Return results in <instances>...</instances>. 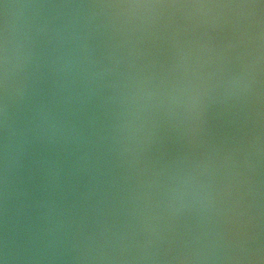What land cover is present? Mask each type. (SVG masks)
<instances>
[{"label":"clouds","instance_id":"obj_1","mask_svg":"<svg viewBox=\"0 0 264 264\" xmlns=\"http://www.w3.org/2000/svg\"><path fill=\"white\" fill-rule=\"evenodd\" d=\"M0 4V264H264V0Z\"/></svg>","mask_w":264,"mask_h":264},{"label":"water","instance_id":"obj_2","mask_svg":"<svg viewBox=\"0 0 264 264\" xmlns=\"http://www.w3.org/2000/svg\"><path fill=\"white\" fill-rule=\"evenodd\" d=\"M31 0H4V3H8L11 5H20L29 3ZM33 10L19 7H12L7 9V18L9 22L17 27L21 26L25 19L32 14ZM5 19V9L3 8V4H0V24L3 23ZM163 55V54H162ZM221 117L216 113L215 110H211L208 114V125L209 128L213 131L216 130L218 125L220 124ZM161 136V144L158 145L161 151H165L169 154H174L177 151L183 149V145L178 144L173 139V134L168 132L166 128H162L160 132Z\"/></svg>","mask_w":264,"mask_h":264}]
</instances>
